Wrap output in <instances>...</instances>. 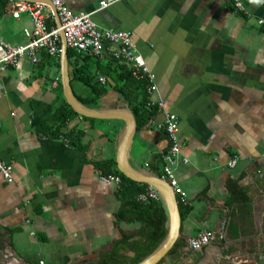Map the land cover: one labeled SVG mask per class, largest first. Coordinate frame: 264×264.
I'll return each instance as SVG.
<instances>
[{
  "label": "crops",
  "instance_id": "crops-1",
  "mask_svg": "<svg viewBox=\"0 0 264 264\" xmlns=\"http://www.w3.org/2000/svg\"><path fill=\"white\" fill-rule=\"evenodd\" d=\"M12 1L0 0V39L18 45L32 24L26 14L11 16ZM242 2L244 11L237 12L231 0H120L92 14L101 28L131 33L155 76L150 97L164 101L152 114L140 107L130 164L162 174L169 140L152 121L165 112L178 119L181 149L172 168L188 211L183 244L159 264H229L218 254L222 247L237 264H264V253L254 258L248 250L264 228V28L256 26L264 21V0ZM64 3L73 13L92 12L98 0ZM46 24L55 25L52 13ZM111 48L101 58L72 50L70 83L88 107L130 108L114 89L125 63L111 57ZM40 57L37 65L23 59L0 71V158L11 164L13 178L0 176V264H100L122 231L139 227L117 222L118 185L104 181L94 165L115 162L126 123L76 113L57 128L65 104L59 57L44 51ZM74 62L92 75L88 85L72 80ZM233 187L244 200L231 201ZM201 230L214 237L204 255L187 244ZM257 237L263 240L262 233Z\"/></svg>",
  "mask_w": 264,
  "mask_h": 264
},
{
  "label": "built area",
  "instance_id": "built-area-1",
  "mask_svg": "<svg viewBox=\"0 0 264 264\" xmlns=\"http://www.w3.org/2000/svg\"><path fill=\"white\" fill-rule=\"evenodd\" d=\"M55 8L60 27L56 25L47 26L46 19L52 13L51 8L41 2L26 0L12 1L10 14L13 18H19L26 14L32 24L30 29H24L25 41L18 45H10L0 39V71L7 67L16 66L20 60L27 59L30 63L37 65L40 62V53L44 51L49 56L58 58L60 54V36L62 30L65 36L67 48L76 53L101 58L107 46H112L111 57L125 63L134 78L145 81V91L148 99L146 108L162 110L164 101L153 100L150 96L156 91L155 76L150 72L141 54L136 50L131 33L129 31L101 28L92 19V14L105 9L120 0H98L97 8L92 12L73 13L65 6L64 0H49ZM232 7L237 12H243L242 0H231ZM48 8L49 12L45 11ZM2 16L0 13V22ZM258 28H264L262 19L256 20ZM100 83H105L104 76H98ZM54 85V84H53ZM158 131H163L169 140V147L162 154V177L173 188L178 202L186 204V194L183 192L174 177L173 164L180 155V144L177 136L178 119L174 114L164 113L162 121H152ZM186 162V159H183ZM236 158L228 162L233 167ZM0 176L6 182H12V166L0 158ZM106 182L120 183L117 175L102 176ZM160 199L154 188L148 186L146 191L138 194L137 200L148 201ZM213 234L208 230H201L187 240L191 249L197 250L207 246L213 240ZM42 264V262H40Z\"/></svg>",
  "mask_w": 264,
  "mask_h": 264
},
{
  "label": "trees",
  "instance_id": "trees-1",
  "mask_svg": "<svg viewBox=\"0 0 264 264\" xmlns=\"http://www.w3.org/2000/svg\"><path fill=\"white\" fill-rule=\"evenodd\" d=\"M72 55L73 51L68 49V58L70 59ZM71 75L72 80H78L86 85L92 79V75L75 62L72 64ZM116 79L118 83L114 89L128 102L135 115L137 127H139L138 111L140 107L146 108L145 103L148 99L145 91V81L134 78L126 64L123 65ZM103 92L105 90L101 89L100 93ZM139 97L141 99L138 101ZM77 99L87 105L83 100ZM155 110L151 108L150 114ZM71 114H76V112L65 103L55 116L58 122L57 128L64 126ZM94 165L101 171L102 176L117 175L120 177V183L116 191L117 198L120 201L119 209L115 214L117 222L124 221L139 224V227L131 232H121L120 238L113 241L111 249L101 254L100 264H135L155 249L166 235L167 215L165 208L160 199L137 200L138 194L145 192L148 185L126 178L116 169L113 160L95 162ZM157 175L162 176L159 172H157ZM230 189L232 202L245 199L238 188L233 187ZM179 210L182 219L188 210H183L181 203H179ZM182 244L183 240L179 237L167 255L172 254ZM128 252H131L132 255H128Z\"/></svg>",
  "mask_w": 264,
  "mask_h": 264
},
{
  "label": "water",
  "instance_id": "water-1",
  "mask_svg": "<svg viewBox=\"0 0 264 264\" xmlns=\"http://www.w3.org/2000/svg\"><path fill=\"white\" fill-rule=\"evenodd\" d=\"M32 2H41L51 8L55 25L60 27L59 19L56 14L55 8L49 0H26ZM60 36V54H59V65H60V84L62 88L63 97L65 103L77 114L90 118V119H101V120H111L117 119L122 120L126 123V129L120 138L116 154H115V164L116 169L122 173L126 178H129L135 182L143 183L151 186L156 190L159 198L165 208L167 220H166V235L158 246L153 249L148 255L142 258L135 264H159L162 259L167 255V253L172 249L177 239L180 237L181 229V215L179 210V202L177 196L171 187V185L162 177L149 171L140 170L133 167L130 164L128 152L130 149L131 142L133 140L134 134L137 129V122L134 113L129 107L118 106L109 109H95L88 107L81 103L75 96L72 86L70 83L69 74V58H68V48L65 40V36L62 30L59 31ZM228 213L229 211L225 209V215L220 227L222 228V234L226 224H228ZM262 233L263 240L260 241L257 235ZM226 235V232H225ZM221 239V238H220ZM225 240V239H224ZM255 247L252 246L248 250H252V256L254 258L258 255V250L264 253V228L261 227L253 238ZM221 247L220 245H216ZM201 254H205V247H201ZM227 253V249L221 248L218 253L221 259H225L229 264H237L235 260H230V256ZM228 255V256H227ZM246 255V253H245Z\"/></svg>",
  "mask_w": 264,
  "mask_h": 264
}]
</instances>
